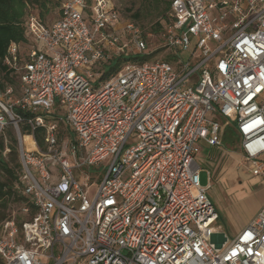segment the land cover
I'll return each instance as SVG.
<instances>
[{
  "label": "built area",
  "instance_id": "1",
  "mask_svg": "<svg viewBox=\"0 0 264 264\" xmlns=\"http://www.w3.org/2000/svg\"><path fill=\"white\" fill-rule=\"evenodd\" d=\"M170 17L159 39L172 63H127L103 80L111 57L148 48L111 0H66L50 25L31 15L28 51L8 46L3 64L20 94L0 100V134L17 131L34 214L25 207L27 219L0 224L3 264H264V206L228 239L195 160L202 147L222 149L223 128L208 117L222 116L240 166L264 177V0H173ZM100 164L88 200L73 171Z\"/></svg>",
  "mask_w": 264,
  "mask_h": 264
},
{
  "label": "rangeland",
  "instance_id": "2",
  "mask_svg": "<svg viewBox=\"0 0 264 264\" xmlns=\"http://www.w3.org/2000/svg\"><path fill=\"white\" fill-rule=\"evenodd\" d=\"M118 7L120 12L125 17H130L139 8V0H112ZM128 10V11H127ZM130 10V11H129ZM33 16H37L35 11L30 13ZM58 9L47 14L43 21L45 24L50 25L58 20ZM150 19L141 20V24L146 28H149L152 22ZM193 50L195 39H191ZM35 43V41H34ZM148 48L144 52V55L154 53L150 61L164 60L169 54V50L163 46V43L159 38H151L148 40ZM36 46L41 47V44L35 43ZM21 52L25 53L26 47L21 46ZM131 53V52H130ZM189 52H182L184 60L187 59ZM142 58L143 55H137ZM172 59V58H171ZM176 59V58H175ZM174 60V58H173ZM106 64V63H105ZM103 69L107 71L109 66H103ZM99 75L95 76L98 79ZM18 94L12 96H4L3 92H0V100L3 103L10 104L17 99ZM214 118L219 122L223 128L221 150L213 148L202 147L201 151L196 155V163L200 167L201 172L199 174V181L201 186H208V174L211 178L210 188L208 190V196L212 201L216 211L220 214L221 219L217 225L220 227V231L224 233L228 239L236 237L238 232L245 227L248 221V217L257 211L258 207L264 205V177L253 178L250 176L240 164L243 162L241 152L238 148L237 136L233 138L229 130L233 127V123L228 118L222 116H208ZM21 126L19 125V131ZM7 130L11 131L17 140V131L13 126H8ZM6 132V131H4ZM4 135V133H3ZM28 135V134H25ZM66 137H73L71 132L65 131ZM37 147L39 151L43 150ZM17 140V150H18ZM34 147L33 150H35ZM4 156L8 154V149L5 148L3 152ZM264 159V158H263ZM108 161L104 163L107 165ZM103 165L82 167L80 171L74 170L73 175L79 186L83 187L84 182H88V188L86 189V196L88 200H92L97 192V183L100 179ZM86 176V178L84 177ZM15 189L19 190L15 183ZM4 216L2 220L15 219L18 221L23 218L27 219V216L23 215L21 211V204L9 201L5 209L0 204V217Z\"/></svg>",
  "mask_w": 264,
  "mask_h": 264
},
{
  "label": "trees",
  "instance_id": "3",
  "mask_svg": "<svg viewBox=\"0 0 264 264\" xmlns=\"http://www.w3.org/2000/svg\"><path fill=\"white\" fill-rule=\"evenodd\" d=\"M66 0H0V92H4L6 87H12L14 94H20L19 92V75L9 70L4 64L3 59L6 55L8 46L10 44H17L20 46V56L23 57L25 53L21 52V46L26 47V51L33 44V41L26 30V20L31 16V11L37 13V18L43 23L44 17L50 12L58 9L59 17L61 12V6ZM173 0H139V8L130 17H125L118 7L112 4L119 12L122 22H130L137 26L143 39L148 42L151 38H159L160 34L170 23L171 20V4ZM128 11V10H127ZM130 11V10H129ZM58 17V19H59ZM150 19L152 22L149 28H146L141 24V20ZM148 44V43H147ZM154 53L149 55H143L142 58L137 55L125 52L119 57H111L103 66H109V69L104 70L101 80L109 78L115 75L121 67L127 63L143 64L152 62L150 59ZM165 61L170 63L173 60L170 56L164 58ZM17 96V97H18ZM17 114H21L19 110H15ZM29 117L28 115H24ZM28 127L22 125L20 132L24 135L28 132ZM3 134H0V204L5 209L9 201L21 204V210L25 207H29L34 214L33 207L31 206L29 199L23 194V185L21 183V165L19 162L17 140L14 134L5 130ZM230 135L236 138L234 129L230 128ZM25 138L28 135L23 136ZM34 140L38 147L42 148L43 143V131L36 130L33 133ZM5 148L8 149V154L4 156L3 152ZM15 183L19 190L15 189ZM4 216L0 217V224L6 220H2ZM24 221L23 218L18 222ZM0 264H3L0 258Z\"/></svg>",
  "mask_w": 264,
  "mask_h": 264
},
{
  "label": "bare ground",
  "instance_id": "4",
  "mask_svg": "<svg viewBox=\"0 0 264 264\" xmlns=\"http://www.w3.org/2000/svg\"><path fill=\"white\" fill-rule=\"evenodd\" d=\"M22 141H23V143L26 146L28 151H32L34 149L35 146L32 142V139L29 136L27 138L23 137Z\"/></svg>",
  "mask_w": 264,
  "mask_h": 264
},
{
  "label": "crops",
  "instance_id": "5",
  "mask_svg": "<svg viewBox=\"0 0 264 264\" xmlns=\"http://www.w3.org/2000/svg\"><path fill=\"white\" fill-rule=\"evenodd\" d=\"M263 206H264V205H263ZM260 208H261V207H258V208H257V211L248 217L247 224H248L249 221L253 218V216H254V215L260 210ZM217 213H218V212H217ZM218 215H219V219H218V221H219V220L221 219V216H220L219 213H218ZM247 224H246V225H247ZM246 225H245V226H246ZM241 230H242V229H241ZM241 230H240V231H241ZM240 231H239V232H240ZM239 232H238V233H239Z\"/></svg>",
  "mask_w": 264,
  "mask_h": 264
}]
</instances>
